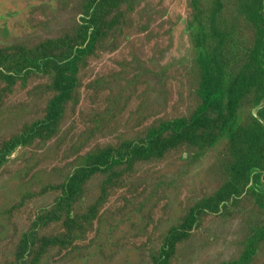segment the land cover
<instances>
[{"label":"rangeland","instance_id":"obj_1","mask_svg":"<svg viewBox=\"0 0 264 264\" xmlns=\"http://www.w3.org/2000/svg\"><path fill=\"white\" fill-rule=\"evenodd\" d=\"M258 1L0 0V152L20 142L0 161V264L240 259L264 227V171L221 191L237 174L234 155L256 153L250 130L264 128ZM243 75L256 81L248 90ZM61 80L72 92L59 121L22 135L45 118ZM214 90L226 94L213 113L219 135L200 125L143 156L172 122L208 117ZM222 108L235 128L219 131ZM109 148L115 165L81 182V167ZM244 264H264V240Z\"/></svg>","mask_w":264,"mask_h":264},{"label":"trees","instance_id":"obj_2","mask_svg":"<svg viewBox=\"0 0 264 264\" xmlns=\"http://www.w3.org/2000/svg\"><path fill=\"white\" fill-rule=\"evenodd\" d=\"M262 4V0L258 1V5ZM263 16H259V18H262ZM97 18V22L99 23V17L94 15L93 20ZM97 22L94 25H97ZM203 60V59H202ZM32 67H39L41 65L40 62H38L36 59H33L31 62ZM219 76V75H218ZM218 76H215V70L214 68L210 66H206V81L209 86H213L216 82V78ZM239 82L242 83L246 90L250 89L253 85H255L256 81L253 80L252 82L249 81L244 75L239 79ZM248 84V85H245ZM58 87H60V91L56 96L53 97V99L50 101L48 108H47V114L45 118L41 121H37L34 123L33 127H30V130H27L23 132L24 134H32L35 132H40L43 129L50 130L61 118L63 114V108L66 104V102L71 97L72 92V86L70 82L61 80L57 82ZM259 91H262L264 88L263 81H258L257 83ZM231 91H234V88H231ZM243 91V90H241ZM225 90H222L219 92L218 90H214L210 93L211 99H216V104L211 111L210 115L206 116V110H199L197 111L193 117H191L190 120H178L172 122L170 127L167 128L162 134L161 137L157 139V145L152 144L150 150H147L144 152L143 156L149 158L152 157L158 153L163 152L169 144L174 142H179L183 139V136L186 133L195 132V129L200 127L202 125L203 127L207 128L209 133V139H213L218 133H214L218 121L214 119V112L216 109H219L221 107V99L225 97L226 94H224ZM230 101L228 104V108L230 109L232 106V101L236 97L234 95H230ZM227 109L222 108L221 110V119L223 123L218 126L219 131L226 129L227 127H231V125L235 128V121L237 117H234V111L231 112L229 115L225 112ZM228 112V111H227ZM204 116V120L202 124H199L198 122H194L196 119H200ZM261 126V125H260ZM173 130V134L170 136H166L167 131ZM18 136V139H25V136ZM30 138L32 136H29ZM249 137L251 140L249 148L253 151H256L255 154H253L251 151L237 156V154L234 155V164H233V170L237 172V174H234V177L229 181L228 184L225 185V187L222 189L221 194H229L233 193L234 191H237V188L240 186H246L250 182V175L253 170H262L264 171V128H258L254 127L249 132ZM13 146L18 145L20 142L19 140H11L10 141ZM10 145H8V148L4 150L3 152H0V161L2 159V155H6L8 149H10ZM233 148L236 147V143L232 141ZM116 156V153L113 149L109 148L107 150H102L93 161L90 163H85L84 167H81L82 171L84 172V176L81 179V182L84 181L85 178H87L91 173L93 169H101L104 166L107 168H112L115 164H111L114 157ZM107 163H110L107 165ZM95 164V165H94ZM85 171L88 172L85 174ZM178 230L175 235L173 236V240H178ZM255 235H257L255 238L251 239L246 247V250L244 254L240 257L239 260L236 262H233L232 264H244L246 261H248L255 251V243L259 240H264V227L261 228V230H258L255 232ZM29 242H26V245ZM31 247L28 246V250L26 252H30ZM168 254V252H166ZM167 260H163L161 264H166Z\"/></svg>","mask_w":264,"mask_h":264}]
</instances>
